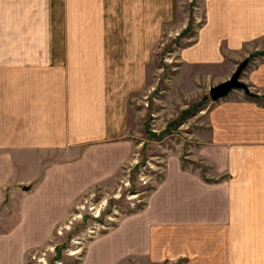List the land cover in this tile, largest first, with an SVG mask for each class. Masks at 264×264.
Instances as JSON below:
<instances>
[{"label":"crops","instance_id":"1","mask_svg":"<svg viewBox=\"0 0 264 264\" xmlns=\"http://www.w3.org/2000/svg\"><path fill=\"white\" fill-rule=\"evenodd\" d=\"M182 14L179 0H0V202L21 198L18 251L49 235L75 193L118 174L130 97ZM199 14L208 20L182 44L183 63L222 82L249 58L251 93L209 111L208 138L185 155L198 165L169 155L144 208L81 264H264V0H204Z\"/></svg>","mask_w":264,"mask_h":264},{"label":"rangeland","instance_id":"2","mask_svg":"<svg viewBox=\"0 0 264 264\" xmlns=\"http://www.w3.org/2000/svg\"><path fill=\"white\" fill-rule=\"evenodd\" d=\"M203 1L179 0L181 14L185 12V26L166 28L155 46L145 85L130 97L128 128L122 138L130 142V151L118 174L75 193L70 208H59L54 213L52 222L48 223L49 235L39 243L31 242L21 252L16 249L19 241L9 235L19 224L25 226L21 198L18 193L10 197L8 194L0 202V264H81L94 240L144 208L162 180L169 155H182L183 166L198 165L185 155H190L201 136L208 138L209 131L204 129L209 128V111L233 95L246 94L243 89H235L228 96L213 100L210 88L220 83L217 80L220 72L208 66L183 63L182 44L208 20L199 14ZM242 79L246 82L244 72ZM141 174L149 180L147 183L141 181ZM129 181L130 185H126ZM115 264L160 263L142 258L137 262L127 257Z\"/></svg>","mask_w":264,"mask_h":264},{"label":"water","instance_id":"3","mask_svg":"<svg viewBox=\"0 0 264 264\" xmlns=\"http://www.w3.org/2000/svg\"><path fill=\"white\" fill-rule=\"evenodd\" d=\"M249 61V58L244 59L228 79L210 88V95L213 100L226 97L234 89H243L246 93H251L249 85L242 79L243 72L247 68ZM23 189L30 190L31 186L26 185Z\"/></svg>","mask_w":264,"mask_h":264},{"label":"built area","instance_id":"4","mask_svg":"<svg viewBox=\"0 0 264 264\" xmlns=\"http://www.w3.org/2000/svg\"><path fill=\"white\" fill-rule=\"evenodd\" d=\"M143 173V172H141ZM141 181H143L144 183H147L149 180L146 179V176L145 175H142L141 174ZM126 185H130V181L129 183H126ZM132 196H135L134 194ZM132 196H130L132 198Z\"/></svg>","mask_w":264,"mask_h":264}]
</instances>
